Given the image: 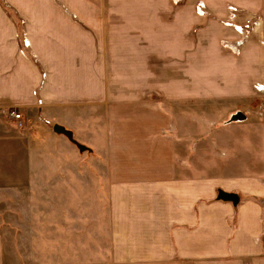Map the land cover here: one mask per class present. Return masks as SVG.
Listing matches in <instances>:
<instances>
[{"label":"crops","instance_id":"1","mask_svg":"<svg viewBox=\"0 0 264 264\" xmlns=\"http://www.w3.org/2000/svg\"><path fill=\"white\" fill-rule=\"evenodd\" d=\"M262 14L264 0H0V204L33 167L84 166L39 158L73 145L105 156L107 214L82 225L96 197L82 188L62 193L78 225L57 236L34 220L36 241L68 249L61 264H264L263 160L232 170L231 125L198 112L263 85ZM2 241L0 264H15Z\"/></svg>","mask_w":264,"mask_h":264},{"label":"rangeland","instance_id":"2","mask_svg":"<svg viewBox=\"0 0 264 264\" xmlns=\"http://www.w3.org/2000/svg\"><path fill=\"white\" fill-rule=\"evenodd\" d=\"M262 15L264 16V14ZM258 87H256L257 92H254L248 100H235L220 96L213 97L215 98L213 101L198 102L200 115L210 111L214 114L213 126L219 125L223 127V124L231 125V127L226 128H229V131L231 130L229 135L231 143H228L227 155L234 163L231 164L232 170L242 169L245 164L259 161V158L263 160L264 165V83ZM235 111L241 113L242 118H234L238 114L236 112L231 116V120L234 121L225 122L224 118L227 112ZM9 113L10 111L8 112V120L11 119ZM244 116H246V120ZM236 127H241L245 134H239L240 131L238 133L234 132L237 131L234 130ZM255 127L263 128L259 132L260 129ZM75 128L77 130V126ZM76 136L78 137V134ZM55 145L56 149H58V151L55 149V154H52L50 150L52 147L49 145L47 149L45 147L47 151L44 150L39 158L43 161L51 158L53 160L65 158L72 161L81 160L85 161V165L79 167L77 165L75 167L40 165L36 167L37 169H33V167L30 173L33 175H30L28 181L7 191L6 201L0 204V234L2 235V242L4 243L8 259L15 264H61L63 263L62 261H67L68 255L63 253L66 247L62 246V240L59 241L60 244L48 248L46 243L43 242L44 240H38L39 244L37 245L38 241L32 237V225L35 224V221L38 225H57L58 231L54 229L50 232L54 235L56 233L57 236L58 234L62 235L59 225H71L73 227V225L79 224L80 220L74 217L79 211H76L75 207H73L72 199L62 197L63 192L84 188L88 191L89 196L90 192L96 193V197L87 198V223L82 225H94L96 221L102 223L104 222L103 220L95 219L96 214H107V183L104 178V167L101 166L105 156L94 150H91V152H79L73 145L72 147L70 146L71 148L60 145L57 142ZM250 147L257 149L251 150ZM236 162L241 165L239 166ZM78 169H81L80 173ZM80 174L86 175V181H83V179L81 182L79 181L78 175ZM36 192L38 193V198H33L31 195ZM47 192H51V198H47ZM53 195H58V197H53ZM65 199L67 201L66 207L63 204ZM94 202L98 204H94ZM48 208L50 209L49 213ZM75 228L72 232L77 233ZM38 231L46 234V230L41 228ZM78 241L70 242L69 246L72 249V256L77 257ZM85 245L87 246V243ZM70 247H68L69 250ZM52 250L54 252L50 255L48 251ZM65 251L68 252V249L66 248Z\"/></svg>","mask_w":264,"mask_h":264},{"label":"water","instance_id":"3","mask_svg":"<svg viewBox=\"0 0 264 264\" xmlns=\"http://www.w3.org/2000/svg\"><path fill=\"white\" fill-rule=\"evenodd\" d=\"M234 118H242L241 113L238 112V114L235 115ZM54 130L57 132L63 133L68 138L72 139V133L68 131L67 129H65L64 127L60 125H54ZM216 198L224 200V201H228V202L230 201L233 205H237L239 202L238 194H236L235 192H227L222 189H218Z\"/></svg>","mask_w":264,"mask_h":264},{"label":"built area","instance_id":"4","mask_svg":"<svg viewBox=\"0 0 264 264\" xmlns=\"http://www.w3.org/2000/svg\"><path fill=\"white\" fill-rule=\"evenodd\" d=\"M261 88V87H258ZM9 116L12 118V120H14L18 126H22V116L20 113L16 112V111H10Z\"/></svg>","mask_w":264,"mask_h":264}]
</instances>
